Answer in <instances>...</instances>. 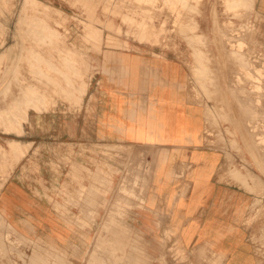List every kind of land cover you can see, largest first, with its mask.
Instances as JSON below:
<instances>
[{
	"label": "rangeland",
	"instance_id": "374dc122",
	"mask_svg": "<svg viewBox=\"0 0 264 264\" xmlns=\"http://www.w3.org/2000/svg\"><path fill=\"white\" fill-rule=\"evenodd\" d=\"M256 3L257 0H0V192L16 165L14 153L28 151L31 146L6 139L24 136L28 130L24 127L33 121L59 122L66 115L78 114L101 69L99 55L105 47L136 42L151 47L154 54L155 49L161 53L181 51L191 72L193 99L206 106V136L215 147V142L223 143L228 179L241 187V224L251 248L246 264H264V158L257 160L246 151L240 116L241 87L249 90L259 83L264 89V14ZM143 32L148 37H143ZM238 49L249 59L250 67L241 66L243 61L229 53ZM258 96L264 107V91ZM255 118L264 127V115ZM259 132L264 133V129ZM97 148L100 146L95 144L83 146V152L93 155ZM54 149L50 164L57 183L62 156L60 149ZM103 152L128 153L119 147ZM74 153L71 149L69 157ZM139 157L143 156H130L125 164L115 159L111 173L118 174L117 192L112 199L103 201L101 225H80L87 233L80 246L26 238L13 231L0 215V264H87L93 257L98 260L96 264H123V258L129 264L131 254L135 258L132 264H222L218 257L191 256L168 226H163L155 238L132 223L134 209L143 207L142 196L151 173L149 162L137 160ZM90 160L85 169L92 174L97 163ZM249 187H253L252 192ZM56 191L55 197L63 195L61 187ZM92 193L93 188L86 189L79 197L92 198ZM52 202L57 212L66 214L69 201ZM88 202L93 204L87 199V205ZM80 211L84 220L95 221L93 208L81 207Z\"/></svg>",
	"mask_w": 264,
	"mask_h": 264
},
{
	"label": "crops",
	"instance_id": "0c3cea01",
	"mask_svg": "<svg viewBox=\"0 0 264 264\" xmlns=\"http://www.w3.org/2000/svg\"><path fill=\"white\" fill-rule=\"evenodd\" d=\"M256 6L264 14V0ZM125 44L105 47L99 55L101 69L78 114L59 122L33 121L24 136L6 139L31 146L14 153L16 165L0 192V215L26 238L80 246L87 237L80 225H101L103 201L117 192L115 159L125 164L141 154L137 160L148 161L151 173L132 223L155 238L168 226L191 256L223 257L221 263L228 264L250 254L241 224V187L228 179L223 143L215 147L206 136V106L193 99L183 53L155 49L154 54L147 45ZM92 144L100 146L97 153L85 154L83 146ZM114 147L131 155L103 152ZM54 148L62 156L57 183L50 164ZM91 158L97 163L92 174L85 169ZM58 187L61 197L54 195ZM91 188L94 197H79ZM87 199L94 203L87 205ZM52 200L69 201L66 214L57 212ZM86 205H95L94 222L82 216Z\"/></svg>",
	"mask_w": 264,
	"mask_h": 264
},
{
	"label": "bare ground",
	"instance_id": "6f19581e",
	"mask_svg": "<svg viewBox=\"0 0 264 264\" xmlns=\"http://www.w3.org/2000/svg\"><path fill=\"white\" fill-rule=\"evenodd\" d=\"M97 4V3H96ZM95 5V4H94ZM97 6V5H96ZM228 6V5H227ZM232 6V5H231ZM113 12V11H112ZM117 14V13H116ZM236 16V15H235ZM34 18V17H33ZM29 25V24H28ZM57 25H59V24H57ZM243 25V24H242ZM47 26V25H46ZM87 26V25H86ZM50 28V27H49ZM49 28H46V30L48 29V30H50ZM83 28V27H82ZM84 28H85V26H84ZM246 28V27H245ZM53 29V28H52ZM31 30V29H30ZM48 30H47V32H48ZM220 30H221V28H220ZM246 30V29H245ZM34 31V30H33ZM32 31V32H33ZM51 31V30H50ZM50 31H49V33H50ZM53 31V30H52ZM84 31V30H83ZM89 31V30H88ZM91 31V30H90ZM90 31H89V33H90ZM100 31V30H99ZM160 31V30H159ZM217 31H218V29H217ZM30 32V31H29ZM180 32V31H179ZM27 33H28V31H27ZM49 33H48V37H50L49 36ZM53 33V32H52ZM93 33V32H92ZM144 33V35H143V37H148V34L147 35H145V32H143ZM182 33V32H181ZM224 33V32H223ZM43 35H45V34H43ZM51 35V34H50ZM55 35V34H54ZM59 35V34H58ZM88 35V34H87ZM86 35V36H87ZM90 35V34H89ZM93 35H95V34H93ZM100 35V34H99ZM218 35H220V34H218ZM150 36V35H149ZM244 36V35H243ZM45 37H46V35H45ZM54 37H56V36H53V38ZM88 37V36H87ZM91 37H93V38H95L94 36H91ZM102 37V36H101ZM228 37V36H227ZM47 38V37H46ZM45 38V39H46ZM59 38V37H58ZM97 38V37H96ZM95 38V39H96ZM45 39H43V40H45ZM48 39V38H47ZM98 39H100V38H98ZM97 39V40H98ZM221 39V38H220ZM48 40H50V39H48ZM47 40V41H48ZM56 41H57V39H55ZM54 40V41H55ZM85 40V39H84ZM94 40V39H93ZM97 40H95V41H97ZM101 40V39H100ZM222 40V39H221ZM51 41V40H50ZM55 41V42H56ZM89 41V40H88ZM107 41V40H106ZM215 41H216V39H215ZM45 42V41H44ZM54 42V43H55ZM98 42V41H97ZM39 43V42H38ZM40 43H42V42H40ZM57 43V42H56ZM100 43V42H99ZM48 44V43H47ZM107 45V44H106ZM114 45V44H113ZM114 47H117L116 45L114 46ZM220 47V46H219ZM56 48V47H55ZM223 48H221V50H222ZM60 50H61V48H60ZM64 50H66V49H64ZM59 51V50H58ZM68 51V50H67ZM225 51V50H224ZM56 52H57V49H56ZM62 51H60V53H61ZM103 52H104V50H103ZM109 52V51H108ZM113 52V51H112ZM227 52V51H226ZM229 52V51H228ZM68 53H69V51H68ZM74 53H78V51H75ZM230 54H233L234 56H236L237 58H238V60L239 61H243V64H242V62H241V66H243V67H245V68H248V67H250L251 66V62L249 61V59H247V57L245 56V55H243L242 54V52L238 49L237 51H235V50H233V51H231V52H229ZM108 55V54H107ZM222 55V54H221ZM113 56V55H112ZM223 56H225L224 55V53H223ZM228 56V55H227ZM233 56V58H235ZM226 57V56H225ZM227 58V57H226ZM109 59V58H108ZM237 60V59H236ZM102 63H103V61H102ZM196 66V65H195ZM195 68V67H194ZM230 68V67H229ZM197 69H199V68H197ZM201 70V69H200ZM203 70V69H202ZM231 70V69H230ZM109 71V70H108ZM208 71V70H207ZM228 71V70H227ZM232 71V70H231ZM121 72V71H120ZM196 73V72H195ZM206 73H208V72H206ZM213 74V73H212ZM121 75V74H120ZM117 76H118V74H117ZM211 76V75H210ZM226 76V75H225ZM144 77V76H143ZM147 77V76H146ZM145 77V78H146ZM225 78V77H224ZM160 80V79H159ZM229 82V81H228ZM21 88V87H20ZM230 88V87H229ZM253 88V89H252ZM252 88H249V90L246 88V87H241V130H242V132L244 133V135H245V138H246V144H245V149H246V151H248L249 152V154L250 155H253L257 160H260V159H262L263 160V158H264V155H263V152H262V150H263V145H264V133H261V132H259V131H263V129H264V127H263V125H261L260 124V122H262V121H260V120H258V119H256L255 118V116L256 115H264V107H262L260 104H261V98L258 96V94H261L262 93V91H264V89L262 88V86L258 83V84H256V83H254V86L252 87ZM237 89V88H236ZM229 90H232V89H229ZM234 90V89H233ZM232 92H234V91H232ZM231 94H233V93H231ZM238 97V96H237ZM240 101V100H239ZM240 104V103H239ZM238 108V107H237ZM239 116V117H240ZM238 117V118H239ZM237 119V118H236ZM239 120V119H238ZM239 124V123H238ZM238 127H240L239 125H238ZM259 130V131H258ZM249 136H252V139H249ZM187 147V146H186ZM264 151V150H263ZM214 155V154H213ZM173 156V155H172ZM202 156V155H201ZM211 158V157H210ZM136 161V160H135ZM264 162V161H263ZM183 163V162H182ZM181 163V164H182ZM149 164V163H148ZM201 164V163H200ZM169 165V164H168ZM188 166L187 167H189V164H187ZM107 166V165H106ZM148 166V165H147ZM146 166V167H147ZM171 166V165H170ZM262 162H261V164L259 165V167L262 169ZM127 167V166H126ZM146 167H145V169H146ZM149 167V166H148ZM172 167V166H171ZM264 167V166H263ZM117 168V167H116ZM131 168V167H130ZM179 168V167H178ZM169 169V168H168ZM167 169V170H168ZM178 170V169H177ZM179 170H181V169H179ZM190 170V169H189ZM262 170H264V169H262ZM211 171V170H210ZM262 172V171H261ZM263 173V172H262ZM180 174V173H179ZM249 175V174H248ZM193 176V175H192ZM244 176V175H243ZM101 177V176H100ZM126 177V176H125ZM147 177V176H146ZM182 177V176H181ZM206 177V176H205ZM242 177V176H241ZM250 177V176H249ZM256 177V176H255ZM129 178V177H128ZM208 178V177H207ZM101 179V178H100ZM253 179H256V178H253ZM242 180V179H241ZM244 180V179H243ZM252 180V179H251ZM258 180V179H257ZM130 181V180H129ZM139 181V180H138ZM242 182L243 181H241V184H242ZM246 182V180L244 181V183ZM252 182L254 183V180H252ZM258 182V181H257ZM256 183V182H255ZM260 183V182H259ZM259 183H258V185H259ZM141 184V183H140ZM148 184V183H147ZM188 184H189V182H188ZM257 184V183H256ZM91 185V184H90ZM93 185V184H92ZM246 185H247V182H246ZM246 185H242V186H246ZM263 185V184H262ZM148 186V185H147ZM254 186V185H253ZM257 186V185H256ZM248 187V186H247ZM245 189H246V187H244ZM252 188L253 187H251V189H250V187H249V190L251 191L252 190ZM115 189V188H114ZM124 189V188H123ZM255 189V188H254ZM262 189V188H261ZM264 189V188H263ZM140 190V189H139ZM248 190V189H247ZM263 191V190H262ZM88 192V191H87ZM91 192V191H90ZM249 192V191H248ZM252 192V191H251ZM138 193H139V191H138ZM260 193H262V192H260ZM96 194V193H95ZM92 195H93V193H92ZM96 196V195H95ZM178 196V195H177ZM261 196H263V194L261 195ZM88 197V196H87ZM94 197V196H93ZM119 197V196H118ZM201 197V196H200ZM199 197V198H200ZM79 198V197H78ZM198 198V199H199ZM71 199V198H70ZM124 199V198H123ZM177 199V198H176ZM51 200V199H50ZM204 200V199H203ZM262 200V199H261ZM72 201V200H71ZM258 201H260V199H258ZM257 201V202H258ZM76 202V201H75ZM85 203L87 202V201H84ZM89 203V202H88ZM94 203V202H93ZM260 203V202H259ZM54 204V203H53ZM87 204V203H86ZM89 204H92V203H89ZM173 204V203H172ZM258 204V203H257ZM172 206V205H171ZM95 207V205L93 206V208ZM86 208H88V207H86ZM91 211V210H90ZM89 213V212H88ZM84 214V213H83ZM180 214V213H179ZM89 215H90V213H89ZM82 216H84V215H82ZM88 217V216H87ZM90 217V216H89ZM90 221V220H89ZM91 222V221H90ZM160 222V221H159ZM25 224V223H24ZM183 231V230H182ZM186 231V230H185ZM184 231V232H185ZM168 234V233H167ZM184 234V233H183ZM171 245V244H170ZM170 245H168V247L170 246ZM166 246V245H165ZM76 247V246H75ZM172 247H173V245H172ZM202 247V246H201ZM78 248V247H77ZM166 248V247H165ZM170 248V247H169ZM174 248V247H173ZM198 248V247H197ZM164 249V248H163ZM177 251V250H176ZM65 253H67V252H65ZM168 253H170V252H168ZM186 253V252H185ZM163 254V253H162ZM161 254V255H162ZM171 254V253H170ZM159 255V254H158ZM172 255V254H171ZM176 255V254H175ZM178 255V254H177ZM167 256V255H166ZM170 256V255H169ZM179 256H181V254H179ZM173 257V256H172ZM182 257V256H181ZM202 257V256H201ZM119 258H122V257H119ZM177 258H179L178 256H177ZM184 258V257H183ZM183 258H180V259H183ZM245 258H246V255L245 256H242L241 255V258L239 257V256H237V257H235V258H233V259H231L229 262H228V264L230 263V264H246L247 262L245 261ZM185 259V258H184ZM218 259L219 260H221V262H222V260H223V257H218ZM123 264H128V261L126 262L125 261V259L123 258ZM129 264H132V262L135 260V258H134V255L133 254H131V255H129ZM166 260V259H165ZM98 260L96 259V257H93V258H91V260H89L88 262H86L87 264H96V262H97ZM172 261V260H171ZM125 262V263H124ZM168 262V261H167ZM176 262V261H175ZM174 262V263H175ZM170 264V263H169ZM172 264H173V261H172ZM176 264V263H175ZM212 264V263H211ZM215 264H217V263H215Z\"/></svg>",
	"mask_w": 264,
	"mask_h": 264
}]
</instances>
